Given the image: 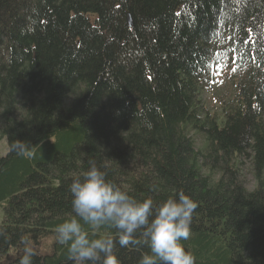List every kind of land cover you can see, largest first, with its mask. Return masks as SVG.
Segmentation results:
<instances>
[{
  "label": "trees",
  "instance_id": "1",
  "mask_svg": "<svg viewBox=\"0 0 264 264\" xmlns=\"http://www.w3.org/2000/svg\"><path fill=\"white\" fill-rule=\"evenodd\" d=\"M4 139L0 264H19L23 240L33 264H73L56 227L90 162L137 200L193 198L181 243L196 264H264V0H0ZM83 226L112 235L120 264L150 251L139 234L121 247L114 228Z\"/></svg>",
  "mask_w": 264,
  "mask_h": 264
},
{
  "label": "clouds",
  "instance_id": "2",
  "mask_svg": "<svg viewBox=\"0 0 264 264\" xmlns=\"http://www.w3.org/2000/svg\"><path fill=\"white\" fill-rule=\"evenodd\" d=\"M13 148L23 154L26 144L20 142ZM69 191L74 216L57 225L56 238L59 244L68 246L73 264H120L112 235L90 238L83 225L90 226L93 234L102 226L114 228L121 247L138 243L135 237L142 236L150 251L141 256L139 264H196L195 255L181 243L191 236L197 208L190 196L179 192L159 206L151 198L137 200L107 180L95 162H90L82 179H73ZM22 243L25 246L19 264H33V247L27 240Z\"/></svg>",
  "mask_w": 264,
  "mask_h": 264
},
{
  "label": "rangeland",
  "instance_id": "3",
  "mask_svg": "<svg viewBox=\"0 0 264 264\" xmlns=\"http://www.w3.org/2000/svg\"><path fill=\"white\" fill-rule=\"evenodd\" d=\"M227 79L223 76L222 73H218L217 77L213 79L211 86L205 91L204 100L209 108V110L213 113H219V101L220 98L226 93V83ZM227 94V93H226ZM196 146L199 149H203L204 147V139L203 137L192 134ZM8 154V145L7 140H0V158L7 156ZM243 165H241V180L244 186L249 190L253 191L256 187V181L254 175L250 171V163L245 160L242 161ZM218 179V178H216ZM3 210L0 208V224L3 221Z\"/></svg>",
  "mask_w": 264,
  "mask_h": 264
},
{
  "label": "water",
  "instance_id": "4",
  "mask_svg": "<svg viewBox=\"0 0 264 264\" xmlns=\"http://www.w3.org/2000/svg\"><path fill=\"white\" fill-rule=\"evenodd\" d=\"M127 19H128V25H129V27H133V20H132V17H131L130 14H128Z\"/></svg>",
  "mask_w": 264,
  "mask_h": 264
}]
</instances>
